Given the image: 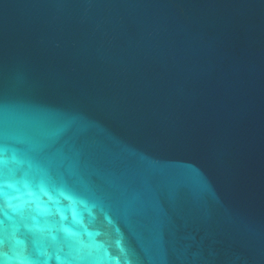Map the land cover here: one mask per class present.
Here are the masks:
<instances>
[{"label": "water", "instance_id": "95a60500", "mask_svg": "<svg viewBox=\"0 0 264 264\" xmlns=\"http://www.w3.org/2000/svg\"><path fill=\"white\" fill-rule=\"evenodd\" d=\"M0 264H264V0H0Z\"/></svg>", "mask_w": 264, "mask_h": 264}]
</instances>
